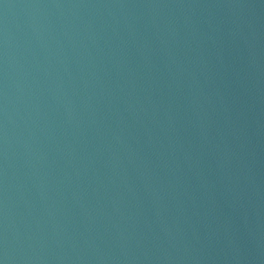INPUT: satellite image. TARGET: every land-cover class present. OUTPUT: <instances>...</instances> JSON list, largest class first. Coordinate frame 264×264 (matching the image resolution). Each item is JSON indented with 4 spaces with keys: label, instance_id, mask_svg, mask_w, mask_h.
<instances>
[{
    "label": "water",
    "instance_id": "95a60500",
    "mask_svg": "<svg viewBox=\"0 0 264 264\" xmlns=\"http://www.w3.org/2000/svg\"><path fill=\"white\" fill-rule=\"evenodd\" d=\"M0 264H264V0H0Z\"/></svg>",
    "mask_w": 264,
    "mask_h": 264
}]
</instances>
